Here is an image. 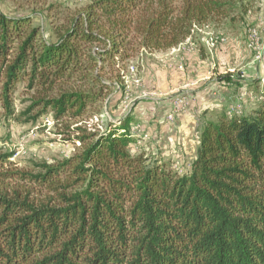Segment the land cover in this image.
Instances as JSON below:
<instances>
[{
    "label": "trees",
    "instance_id": "obj_1",
    "mask_svg": "<svg viewBox=\"0 0 264 264\" xmlns=\"http://www.w3.org/2000/svg\"><path fill=\"white\" fill-rule=\"evenodd\" d=\"M244 0H89L57 4L46 37L30 13L0 10V100L9 120L52 115L80 147L57 164L0 152V264H264V90L250 115L202 124L197 157L130 148V110L104 128L86 118L125 96L129 63L227 19ZM244 10V9H243ZM24 85L29 105L17 112ZM74 126V127H73Z\"/></svg>",
    "mask_w": 264,
    "mask_h": 264
},
{
    "label": "crops",
    "instance_id": "obj_2",
    "mask_svg": "<svg viewBox=\"0 0 264 264\" xmlns=\"http://www.w3.org/2000/svg\"><path fill=\"white\" fill-rule=\"evenodd\" d=\"M216 26L199 30L203 33L199 38H190L173 49L153 53L158 65L148 64L142 71L153 88L140 90L138 102L130 109L135 122L146 127L143 129L147 137L142 136L140 144L149 142L151 149H147L153 154L156 144L163 151H158L160 155L168 156L163 159L173 160L181 170L188 169L197 157L204 122L217 121L238 97H244L249 113L257 109L261 100L249 86L255 80L264 83V35L258 58V51L247 46L245 29L242 32L235 25ZM218 29L227 32L226 35ZM212 35L224 37L225 42L212 44ZM180 95L184 96L186 104L175 120L170 121L167 115Z\"/></svg>",
    "mask_w": 264,
    "mask_h": 264
},
{
    "label": "rangeland",
    "instance_id": "obj_3",
    "mask_svg": "<svg viewBox=\"0 0 264 264\" xmlns=\"http://www.w3.org/2000/svg\"><path fill=\"white\" fill-rule=\"evenodd\" d=\"M88 2L89 0H0V10L13 16L30 13L34 17V22L41 26L46 37L52 38V23H55L59 16L50 7L64 4L74 9ZM263 19L264 0H244L243 8L235 9L227 19L212 25L223 26L224 28L235 25L236 29L242 32L245 29L248 34L249 28L259 25ZM218 31L224 32L219 29ZM218 31L215 32L219 33ZM202 35L203 33L198 32L195 36L199 38ZM157 61L153 53L145 51L140 52L133 58L127 69L125 96L122 97L121 93L115 90L106 106L99 109L98 113L91 115V118H86L89 123L91 125L96 123L104 128L109 127L113 123H118L119 119H122L130 109L134 108V104L138 102L137 98L141 95L140 90L153 88L152 83L149 80H145V76L143 77L142 75H144V67L148 64L155 67L158 65ZM24 85L23 83L19 86L15 95L14 106L17 112L24 110L29 105V95L25 93ZM249 87H252L251 89L257 92L261 97V102L264 83L261 80H255ZM260 102L257 104L259 105ZM4 111L0 100V152L15 151L16 154L13 160L20 167L30 169L34 163L40 162L55 165L75 154L80 147V143L76 138L78 134L72 131L62 133L63 127L56 126L50 114L41 117L35 123H23L7 119ZM245 115H250L249 110H246V108L242 116ZM137 123L146 129L143 123ZM148 147L151 149V144L143 142L137 148L132 146L130 150L133 154L142 152L152 158L163 159L168 157L160 155V152L163 151L156 144L152 148L155 151L154 154L150 149H147Z\"/></svg>",
    "mask_w": 264,
    "mask_h": 264
},
{
    "label": "built area",
    "instance_id": "obj_4",
    "mask_svg": "<svg viewBox=\"0 0 264 264\" xmlns=\"http://www.w3.org/2000/svg\"><path fill=\"white\" fill-rule=\"evenodd\" d=\"M263 35H264V19L259 25L250 27L248 30V34H247V46L251 50L258 51V56H257L258 58L260 57V40ZM218 42H225V38L222 36L212 35L211 43L216 44ZM245 102L246 101L243 96L238 97L235 100V102L229 106L227 115L230 117L242 116L244 109H245ZM185 104H186V100L184 96L183 95L178 96L174 102L173 110L167 115L168 120L174 121L176 115L183 110ZM120 120L121 119H119L118 123L116 124H119ZM144 132L145 131L141 124H138V123L132 124L131 134L139 140L133 146L137 147V145L140 144V138L142 136L147 137V134H145Z\"/></svg>",
    "mask_w": 264,
    "mask_h": 264
}]
</instances>
